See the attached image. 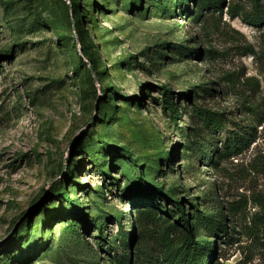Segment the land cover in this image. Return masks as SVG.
I'll use <instances>...</instances> for the list:
<instances>
[{"label":"rangeland","instance_id":"1","mask_svg":"<svg viewBox=\"0 0 264 264\" xmlns=\"http://www.w3.org/2000/svg\"><path fill=\"white\" fill-rule=\"evenodd\" d=\"M129 1L0 0V264H87L86 243L109 264L92 223L104 214L103 247L121 228L134 235L131 261L156 263L155 231L171 244L186 233L165 228L176 217L156 185L178 186L172 199L191 231L198 213L221 206L226 236L197 225L215 241L211 264H264V22L247 20L250 0H223L195 19L201 0H187L189 12L174 0L169 11ZM163 86L182 133L161 108ZM197 108L223 119L214 133L196 130L198 142L221 150L243 128L248 145L212 151L209 162L190 156ZM144 210L162 224L145 222Z\"/></svg>","mask_w":264,"mask_h":264},{"label":"trees","instance_id":"2","mask_svg":"<svg viewBox=\"0 0 264 264\" xmlns=\"http://www.w3.org/2000/svg\"><path fill=\"white\" fill-rule=\"evenodd\" d=\"M253 6V12L251 15L247 16V20H250V23L256 26L261 25L264 22V9L260 8V0H250ZM157 2L156 6L162 10V11H169L170 5L169 3L171 0H165L164 3L162 1L157 0L153 1ZM72 3H75L74 0H72ZM134 3V0L129 1L128 4H126L128 7L132 6ZM223 0H201L196 4V10L191 15L192 19L198 18L201 16V11L205 8H218L221 9ZM68 4H71L69 1ZM68 4L65 5V7H68ZM183 6L184 10H187V12L191 11L188 7L187 0H174L173 1V8L179 7L181 8ZM139 9V8H138ZM189 10V11H188ZM9 52V51H8ZM130 58H133V56H129L125 62H127ZM142 66V65H141ZM162 89V99H161V108L164 113H168V117L172 124H174L175 129L179 130L180 133H182V130L177 125L178 118L180 117V112H178L177 106L173 102V97L169 91L168 88L165 86L160 87ZM111 89V88H106ZM104 90V91H106ZM191 116L194 118L196 123L198 125H194V132L196 135L192 137L191 143L189 145H186V152L187 150L190 151V156L199 154L202 158H207L206 162H209L211 160V154L214 151L215 153H219L221 155H228L230 152H235L239 150L242 146L248 145L250 142L251 133L244 130L243 128L239 129L238 131H234L232 133L231 137H228L222 142V148L221 150L215 149L214 147L215 143H211L210 138L209 139H203L201 141H197L199 137V133L196 130H199V128L206 133L210 132H216L219 128L223 126V119L221 117L220 113L212 112L208 109L204 108H197L191 110ZM201 124V125H199ZM199 126V127H197ZM198 128V129H197ZM103 141V139H102ZM101 141V142H102ZM104 143V142H103ZM185 153V152H184ZM92 157L96 158L97 153L91 152ZM184 158V157H183ZM104 162V159H102ZM168 164H170V160L168 161ZM96 167L103 173L105 177H108L109 179L113 180L111 176L108 174V170H104V164L97 163ZM104 170V171H103ZM159 171V170H158ZM157 171V172H158ZM155 178V177H154ZM157 189L159 193L162 194V197L164 200H167L171 202L173 209L169 211V215L176 217V220L174 223H169V225L165 228H172L177 229V226H182L184 231L183 237L179 239V241L176 244H171L170 242H166V236L164 231H160L159 229L155 231V240L158 243H161V246L164 247V250L161 251L159 258L153 257V260L157 264L158 260L161 263L158 264H211L215 260V254H216V245L215 241L213 239L211 240H205L201 238L200 231L197 230L198 222L201 223L202 227L209 232L210 234H215V236H226V223H225V216L221 211V206L217 203L214 204V208L216 209L215 213H209L205 216L198 213V216L196 217V223H195V230L197 231H191L189 226L185 223V212L182 207V201L181 199L173 200L172 197L177 195V189L178 186L172 185L167 191L164 192L162 188H160L158 185ZM138 194L146 195V192L144 188L142 190H137ZM57 191H52L51 196H57ZM170 195L171 198L168 196ZM62 196L65 200L70 201L68 199L67 193L63 191ZM104 199V198H103ZM105 201V199H104ZM71 205L74 206V204L70 201ZM101 211V210H100ZM264 211V207H263ZM124 215V214H123ZM100 216V221L97 223L95 221L92 222L93 224L97 225L98 232L97 236L95 237L97 241V245L99 248H103L105 254H107V261L109 264H137V261L133 263L131 261V251L132 249V241L134 239V235L132 233H129L128 239L126 238V234L122 233V230L120 228V233L117 234L116 240L113 238L111 239V244L103 247V242L105 240L104 235L102 234V230L104 229L103 226L105 225L104 217L107 218L105 220H110L112 218L111 215L104 214V217L102 215ZM140 216H142V219L145 220V222H150L155 224H162V218L159 216H156L155 213H152L151 211H141ZM120 219V218H119ZM67 231H74L75 225L70 224L67 227ZM149 234V233H148ZM117 242V244H116ZM136 251L134 252L136 258L138 257V253L142 250L135 248ZM110 251L112 253H110ZM95 250L86 243L85 247V253L86 256H89L90 258L86 262L87 264H104V261L100 263L102 260L101 257H96ZM151 257V256H149ZM138 260V259H137Z\"/></svg>","mask_w":264,"mask_h":264}]
</instances>
